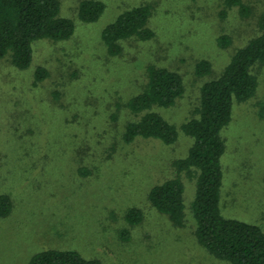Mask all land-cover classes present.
I'll return each instance as SVG.
<instances>
[{
    "label": "rangeland",
    "instance_id": "374dc122",
    "mask_svg": "<svg viewBox=\"0 0 264 264\" xmlns=\"http://www.w3.org/2000/svg\"><path fill=\"white\" fill-rule=\"evenodd\" d=\"M62 16L75 22L63 42L33 44L31 67L15 69L0 60V194L13 210L0 219V264H26L45 249H71L106 264H228L209 255L194 238L189 209L194 180L181 173L186 216L183 228L147 202L150 187L174 177L173 160L184 157L191 140L179 132L173 145L136 138L122 141L133 119L126 101L146 84L150 65L178 72L185 91L168 109H155L179 127L193 116L201 85L218 76L232 53L258 34L264 0H241L222 16L223 0H99L104 13L92 24L77 19L83 0H58ZM151 8L148 41L122 42L111 57L101 42L102 29L136 6ZM230 45L221 49L217 38ZM205 60L212 73L198 78L195 65ZM47 72L35 83L36 68ZM253 73V98L234 102L231 121L222 130L225 151L219 204L225 218L264 230V65ZM144 220L122 241L126 209Z\"/></svg>",
    "mask_w": 264,
    "mask_h": 264
},
{
    "label": "trees",
    "instance_id": "16d2710c",
    "mask_svg": "<svg viewBox=\"0 0 264 264\" xmlns=\"http://www.w3.org/2000/svg\"><path fill=\"white\" fill-rule=\"evenodd\" d=\"M238 7L243 17L250 8L241 0H223L222 16ZM105 4L99 0H83L77 7V19L92 24L104 13ZM151 8L140 5L120 13L100 33V39L111 57L122 54V42L148 41L155 33L148 26ZM75 31V22L60 13L58 0H0V60L8 58L11 65L25 71L31 67L33 44L40 40L63 42ZM258 34L236 49L221 73L205 81L199 90L198 105L193 116L179 127L166 121L155 109L173 107L182 98L185 87L182 76L173 70L150 65L147 82L125 103L133 116L123 128L122 141L136 138L154 139L164 145L177 142L179 132L191 140L184 157L172 162L175 176L149 188L147 202L157 213L167 217L174 228H183L186 216L184 187L181 173L194 180V195L190 212L194 221V238L209 255L228 264H264V230L254 224L225 218L221 214L219 197L223 171L221 159L225 151L222 130L231 121L232 105L253 98L258 82L253 73L264 65V13L257 20ZM217 45H230L226 35L217 38ZM211 64L201 60L194 67L198 78L211 75ZM47 76L44 68L34 72L35 83ZM13 210L7 194H0V219ZM144 220L141 209L131 207L123 214L127 228L120 230L122 241L130 240V231ZM26 264H106L100 259L86 258L71 249H45L33 254Z\"/></svg>",
    "mask_w": 264,
    "mask_h": 264
}]
</instances>
